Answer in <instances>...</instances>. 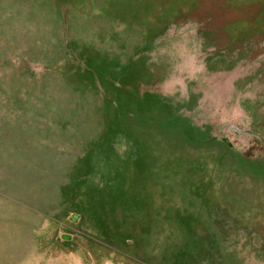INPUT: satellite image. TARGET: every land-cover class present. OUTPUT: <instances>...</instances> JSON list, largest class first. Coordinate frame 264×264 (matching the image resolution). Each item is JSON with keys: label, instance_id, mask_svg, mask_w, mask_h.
Listing matches in <instances>:
<instances>
[{"label": "rangeland", "instance_id": "rangeland-1", "mask_svg": "<svg viewBox=\"0 0 264 264\" xmlns=\"http://www.w3.org/2000/svg\"><path fill=\"white\" fill-rule=\"evenodd\" d=\"M0 264H264V0H0Z\"/></svg>", "mask_w": 264, "mask_h": 264}, {"label": "water", "instance_id": "water-1", "mask_svg": "<svg viewBox=\"0 0 264 264\" xmlns=\"http://www.w3.org/2000/svg\"><path fill=\"white\" fill-rule=\"evenodd\" d=\"M64 238H66V236Z\"/></svg>", "mask_w": 264, "mask_h": 264}]
</instances>
